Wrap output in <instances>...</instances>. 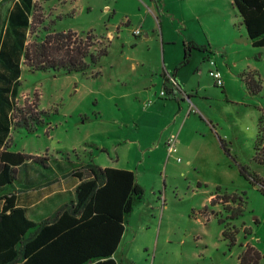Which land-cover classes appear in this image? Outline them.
I'll use <instances>...</instances> for the list:
<instances>
[{
  "label": "rangeland",
  "instance_id": "rangeland-1",
  "mask_svg": "<svg viewBox=\"0 0 264 264\" xmlns=\"http://www.w3.org/2000/svg\"><path fill=\"white\" fill-rule=\"evenodd\" d=\"M158 1L155 16L135 0H115L114 13L103 10L113 0H92L81 13L70 0L48 2L43 13L36 7L27 44L62 30L83 42L91 32L87 51L107 53L84 72L23 70L15 103L21 116L40 122L28 119L31 131H11L9 149L48 154L66 166L133 172L142 199L126 218L117 264H241L243 256L254 264L255 254V264H264V194L239 173L244 167L264 182V165L253 160L258 109L264 108V47L248 43L231 0ZM187 42L207 51L191 50L184 66ZM203 56L211 58L202 62ZM213 60L231 75L223 89L208 75ZM166 64L192 89L196 112L189 117L186 101L178 112L174 102L157 99ZM242 74L257 82L255 95ZM182 92L177 96L184 98ZM146 118L155 123L145 125ZM174 137L176 149L168 155L164 143Z\"/></svg>",
  "mask_w": 264,
  "mask_h": 264
},
{
  "label": "trees",
  "instance_id": "trees-1",
  "mask_svg": "<svg viewBox=\"0 0 264 264\" xmlns=\"http://www.w3.org/2000/svg\"><path fill=\"white\" fill-rule=\"evenodd\" d=\"M231 3L250 45L264 47V0H231ZM35 8L32 0H17L7 16L6 26L0 28L1 145L11 123L16 128L31 131L28 119L40 122L21 116V109L4 96L9 92L13 98L17 95L21 65L32 73L84 72L88 67H95L99 58L107 53L106 48L95 54L87 51L93 39L90 32L85 34L83 42H75V33L71 31H60L46 33L40 43L27 44ZM46 30L43 29L44 33ZM191 50L205 48L190 42L184 44L181 65L188 62ZM241 80L247 91L255 95L257 82L245 74L241 75ZM218 141L226 152L225 143L221 139ZM30 158L8 151L7 145L0 151V264H117L111 257L120 243L127 216L142 199V189L136 184L133 172L90 164L78 169L72 164L71 175L79 180L74 200L60 208L52 220L33 223L22 208L15 206L11 189L15 168L23 166ZM253 160L264 165V108L258 109ZM239 169V173L251 185H258L264 194V182L248 173L246 168ZM83 170L87 178L83 177ZM244 259L243 256L241 264H246ZM252 259L255 264L258 255Z\"/></svg>",
  "mask_w": 264,
  "mask_h": 264
},
{
  "label": "crops",
  "instance_id": "crops-1",
  "mask_svg": "<svg viewBox=\"0 0 264 264\" xmlns=\"http://www.w3.org/2000/svg\"><path fill=\"white\" fill-rule=\"evenodd\" d=\"M54 1H57V4L59 6L65 5L67 2V0H47V1L32 0V3H34L35 7H38L40 9V11L43 13V12H45V10L43 11V9H47V10L49 9V7L47 6V3L48 2H54ZM70 1H72L73 4H75V6L78 5V9H76V11H78V13L83 12L85 9H89L92 6V4H91L92 0H70ZM101 1H103L105 3L107 0H101ZM113 1L114 2H112L113 5L111 6V8L108 4H104L103 10L105 12L112 11L114 13V7L116 6L115 5L116 2H115V0H113ZM150 1L152 3H150V5H148V0H135V2H137L138 6H141L140 3L141 4L144 3V5H147L148 7H147L146 12L151 13L153 16H155L154 13L151 11V8L153 6L156 10L155 12L157 14H160V9H159V5H158L159 1L158 0H150ZM163 1L165 3V0H163ZM16 2H17V0H0V28L6 26L7 16L9 14V12L12 10V7ZM162 6H164V5H162ZM164 10H165V7H164ZM56 11H59V10H56ZM155 20H157L156 17H155ZM157 22H158V24H160L159 20H157ZM145 23H146V19L142 22L141 27H144ZM182 25L186 29L184 22H182ZM62 31H65V30H62ZM144 37L145 38L147 37L146 33H144ZM162 38H163V36H162ZM163 41L167 42V39L164 38ZM191 41H193V40H191ZM247 41H248V39H247ZM193 42L197 43L196 41H193ZM190 43H192V42H190ZM248 43H249V41H248ZM199 45L200 46H198V47H202L203 49L205 48L203 44H199ZM204 51H207V49L205 48V50H201V52H203V53H204ZM210 58L211 57H209V56H203L202 62H207L210 60ZM212 62L214 63L213 67L215 69H217L221 74V78H222V82H223L221 89H223V87H225V83H224L225 76L227 75L228 77H230L231 75H229L225 71H222L221 64H218L214 60ZM187 63L185 65H187ZM20 69H21V74H22L23 70L27 71V68L24 65H21ZM21 74H20V77L18 78L19 87H18L17 95L13 98L11 96L10 92L7 94H4V96H6L9 101L11 100L12 102H14L15 106H16L15 101H16L19 93H20L19 91L21 90L20 89ZM223 74H224V76H223ZM178 75L179 74L177 73V68L174 67L173 72H171V68H169V66L167 64L163 65L162 74H161V77L163 79L162 80L163 83H162V89L161 90H167L169 88L168 77H173V78H175L177 83L183 87V91H185V92L181 91L180 86H179L180 90H178V91L183 93L184 98L180 97V95L177 96V94H179V92H178L174 96V97H176V99H174L173 96L158 97L157 99L161 100V101H172V102H174L175 103L174 105L177 106L175 108V110L177 109L178 112L183 110V106L182 105L180 106V104L183 103L182 100L186 101L187 102L186 117H189L190 113L196 112L194 109L193 103H191V99L193 97L192 93H191L192 89L187 90V85H186L187 81H185V79H181ZM156 80L157 79H153L151 81V84L155 83ZM10 89H12V86H10ZM153 100H150V101H152L151 105L155 106L157 102H153ZM194 103L197 104L195 101H194ZM162 107L164 108V105H162ZM192 110H194V112ZM150 114L151 113H149L148 116ZM143 120L145 122V119H143ZM2 121H3V114L1 111V107H0V125H1ZM149 121H151V119L146 118V124L145 125H151L152 123H155L154 121H151V122H149ZM18 128H20V127H18ZM18 128L14 127L12 125V123L8 128L9 129L8 135L6 136V138L3 141V145H5V146L7 145L8 151H11L9 149L10 143L8 141L10 139L11 131H15ZM179 129H178V131H179ZM178 131L176 133H178ZM172 132L174 133L175 129H173ZM2 135L3 134H2L1 129H0V140L3 137ZM179 135H180V133H178V136ZM174 140L176 143V137H174ZM165 142H166V140H165ZM3 145L0 144V151L3 148ZM164 147H165V143H164ZM175 149H176V146H175ZM165 150H166V148H165ZM11 152H13V151H11ZM15 153H19V152H15ZM27 156H30L31 158L28 159L23 166H19V167L15 168V177H14V180H13L12 185H11L12 193L15 196V206L22 208L24 210L26 218L33 223H41V222L50 221L57 214V211L60 208H62L65 205H68L71 201L74 200V189L77 186V184L79 183V180L76 177H74L73 175H71V171H72L71 169L72 168L70 166H66L65 162L61 159L57 160L55 158H51L48 156V154H35V155H27ZM40 160H42V164L40 163ZM188 163H190V162L188 161ZM81 167H83V165H80V166L77 165L78 169H82ZM100 168H105V167H100ZM117 169H119V168H117ZM84 171L85 170H83V173H84ZM83 177L87 178V172H86V174L84 173ZM115 252L111 258L114 259L115 261H117L116 256H115Z\"/></svg>",
  "mask_w": 264,
  "mask_h": 264
},
{
  "label": "built area",
  "instance_id": "built-area-1",
  "mask_svg": "<svg viewBox=\"0 0 264 264\" xmlns=\"http://www.w3.org/2000/svg\"><path fill=\"white\" fill-rule=\"evenodd\" d=\"M140 34L139 30H134L133 31V35L138 36ZM210 63L213 65L214 63L212 61H210ZM209 77H211L213 79L214 85L216 87L221 88L223 85L222 82V78H221V74L217 69L214 70H210L208 72ZM168 84H169V88L167 90H161L159 93L160 97H168V96H175V94L178 92L179 90V85L177 83V81L175 80V78L173 77H168ZM191 111V110H190ZM194 112V110H192ZM165 148H166V152L167 154H171L175 151V140L174 138H168L165 142ZM177 161H179V159L177 158Z\"/></svg>",
  "mask_w": 264,
  "mask_h": 264
}]
</instances>
